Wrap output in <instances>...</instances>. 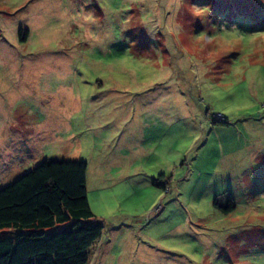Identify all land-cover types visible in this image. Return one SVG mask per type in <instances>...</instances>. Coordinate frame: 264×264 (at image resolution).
I'll use <instances>...</instances> for the list:
<instances>
[{
	"label": "rangeland",
	"instance_id": "374dc122",
	"mask_svg": "<svg viewBox=\"0 0 264 264\" xmlns=\"http://www.w3.org/2000/svg\"><path fill=\"white\" fill-rule=\"evenodd\" d=\"M43 159L89 264H264V0H0V187Z\"/></svg>",
	"mask_w": 264,
	"mask_h": 264
},
{
	"label": "trees",
	"instance_id": "16d2710c",
	"mask_svg": "<svg viewBox=\"0 0 264 264\" xmlns=\"http://www.w3.org/2000/svg\"><path fill=\"white\" fill-rule=\"evenodd\" d=\"M86 166L43 159L0 187V264H89L103 225L89 207ZM216 197L221 213L233 208Z\"/></svg>",
	"mask_w": 264,
	"mask_h": 264
},
{
	"label": "clouds",
	"instance_id": "9594fccd",
	"mask_svg": "<svg viewBox=\"0 0 264 264\" xmlns=\"http://www.w3.org/2000/svg\"><path fill=\"white\" fill-rule=\"evenodd\" d=\"M211 9L209 6H197V5H190V14L193 18H201L206 15H209Z\"/></svg>",
	"mask_w": 264,
	"mask_h": 264
}]
</instances>
